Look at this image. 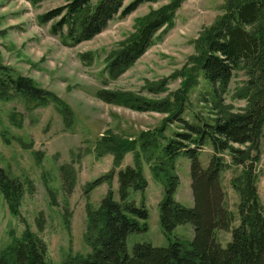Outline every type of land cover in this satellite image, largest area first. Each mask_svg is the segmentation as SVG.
Instances as JSON below:
<instances>
[{
  "label": "rangeland",
  "instance_id": "374dc122",
  "mask_svg": "<svg viewBox=\"0 0 264 264\" xmlns=\"http://www.w3.org/2000/svg\"><path fill=\"white\" fill-rule=\"evenodd\" d=\"M66 1L42 0L31 5L24 0H0V78L3 74L28 78L70 110L72 123L65 127L53 103L37 106L9 89L0 91V168L24 189L15 216L0 194V249L28 230L45 245L47 264H61L69 257L89 252L84 241L85 207L96 209L108 185L102 183L86 192L84 186L112 169L111 155H94L95 144L103 136L134 142V151L124 154L119 168L132 165L136 157L147 182L143 195L148 228L126 238L127 252L134 243L164 247L167 240L159 230L157 208L162 186L153 178L152 161L146 158L156 155L155 148L181 131L179 124L167 121L169 116L165 113L136 112L105 103L95 93L107 90L129 93L142 100L165 99L172 109L181 107L182 118L189 123H211L220 109L218 103L224 112L242 110L247 79L243 72L234 73L217 99L194 62L200 53L195 48L196 40L221 15L219 7L225 0H183L173 14L171 26L159 31L145 53L115 79H108L104 72L108 56L135 31L138 20L170 0L141 4L128 16L112 19L91 40L74 47L60 44L56 36L50 35L49 23L41 25L37 20L43 12ZM131 1L125 0L123 5ZM159 129L163 131L157 133ZM142 141L147 144L145 153L140 152ZM211 154L206 143L197 156L200 168L207 167ZM218 155L230 164L227 152ZM253 155L257 156L251 164L257 194L260 203H264V123L257 152L250 153ZM63 165L73 171V188L69 192H65L60 177L59 168ZM174 167L179 183L173 198L190 208L189 159L178 156ZM245 168L230 164L219 175L226 205L234 214L237 194L230 188L229 180ZM109 187L117 200L116 175ZM140 196L139 192H132L130 200L138 205ZM192 237L191 225L183 224L174 228L170 240L191 241ZM215 238L224 247L230 234L217 232Z\"/></svg>",
  "mask_w": 264,
  "mask_h": 264
},
{
  "label": "trees",
  "instance_id": "16d2710c",
  "mask_svg": "<svg viewBox=\"0 0 264 264\" xmlns=\"http://www.w3.org/2000/svg\"><path fill=\"white\" fill-rule=\"evenodd\" d=\"M24 1L35 5L42 0ZM124 1L68 0L43 12L37 20L41 25L49 23L50 35L56 36L60 44L74 47L101 33L115 17L124 18L152 0H132L123 5ZM182 1L170 0L136 22L135 31L106 59L104 72L108 79L122 74L153 44L159 31L171 26L173 14ZM219 9L221 15L195 42L196 50L200 51L194 61L195 68L217 99L225 92L234 73L242 71L247 78L242 95L246 103L242 110L224 112L218 103L220 109L211 123H189L182 118V108L172 109L165 99L142 100L129 93L107 90L95 93L105 103L136 112L165 113L169 116L167 121L179 124L181 131L174 132L155 148L156 155L146 158L152 161L153 178L162 186V197L157 204L158 226L167 245L153 247L148 243H134L127 252L126 238L144 233L148 228L143 195L147 182L136 157L132 165L119 168L124 154L134 151V142L103 136L95 144L94 155H111L112 169L84 186L86 192L102 183L108 185L96 209L85 207L84 241L90 250L61 264H264V203L258 198L251 165L257 156H250L251 152H257L264 123V0H225ZM2 76L0 91L9 89L37 106L53 103L65 127H70V110L52 94L36 87L28 78ZM142 142L140 152L145 153L147 144ZM206 143L212 154L207 167L202 169L197 156ZM224 152L230 164L246 167L229 180L230 188L237 194L235 214L226 205V195L220 186V172L230 165L218 155ZM178 156L189 159L190 208L173 198L179 183L174 167ZM59 171L65 192H69L73 188V171L68 165L61 166ZM114 175L117 200L113 199L109 187ZM23 191L22 184L0 168V194L14 216ZM132 192L141 195L138 205L130 200ZM183 224L191 225V241L170 240L174 228ZM217 232L230 234L224 247L215 238ZM45 254L43 242L25 230L19 239L0 249V264H47Z\"/></svg>",
  "mask_w": 264,
  "mask_h": 264
}]
</instances>
